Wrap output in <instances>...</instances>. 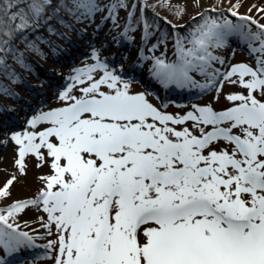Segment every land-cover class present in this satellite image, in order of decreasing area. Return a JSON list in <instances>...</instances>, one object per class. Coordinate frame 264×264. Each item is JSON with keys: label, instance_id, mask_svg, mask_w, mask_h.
<instances>
[{"label": "snow or ice", "instance_id": "1", "mask_svg": "<svg viewBox=\"0 0 264 264\" xmlns=\"http://www.w3.org/2000/svg\"><path fill=\"white\" fill-rule=\"evenodd\" d=\"M193 3L194 26L155 11L149 23V8L181 19L187 7L172 0H0V145L16 146L0 184V264H264V3L244 11V0L226 9L223 0ZM109 21V33L133 43L129 33L141 29L134 58L118 53L113 37L111 60L105 41L92 47L93 63L67 77L53 68L41 81L55 104L32 89L33 101H23L9 59L31 73L32 55L60 52L51 37L65 39L62 28L98 34ZM240 45L254 63L233 62ZM144 76L210 98L169 111L168 101L150 99V85L134 87ZM229 84L238 90L225 92ZM221 97L228 103L218 107ZM3 98L29 109L23 129ZM32 167L47 169L42 186L13 199ZM30 208L43 213L33 221L43 232L22 220ZM35 248L42 256H31Z\"/></svg>", "mask_w": 264, "mask_h": 264}, {"label": "rangeland", "instance_id": "2", "mask_svg": "<svg viewBox=\"0 0 264 264\" xmlns=\"http://www.w3.org/2000/svg\"><path fill=\"white\" fill-rule=\"evenodd\" d=\"M173 4H182L186 5L187 10L197 12L199 8L193 3V0H172ZM209 3H214L219 6L220 0H203V4L207 6ZM251 3H264V0H244L245 7L241 8V11L246 10L247 5ZM229 5V0H223V7L226 9ZM123 13L124 11L121 10L120 17H121V30L123 26ZM226 15H230L229 13H225ZM99 19V16L97 17ZM235 19V17H233ZM76 29L75 32L72 30H62L65 33V39H60L57 36H52L51 39L61 45V50L59 53L53 52L45 46L46 50L49 51V59L43 60L39 57L32 55V58L37 62V64H33V71L31 73L26 72L23 74V81L13 85V88L20 93L21 97L23 98L24 102L33 101L34 97L30 93V89L38 91V92H46L49 97H52L51 100L52 104H55L56 101L54 99L55 93L52 92L50 89L41 87V81H47L50 79L49 74L51 73L52 69L55 68L56 72L63 73L64 77H67L73 70V67H82L85 64L93 63L89 57L91 56V50L93 46L100 47L101 44L105 41L108 43V47L103 51V56L108 57L111 60V53L113 50H116L117 45L116 42L113 40V37H117L120 39L118 53H127L129 58L132 59L137 54V49L135 47L140 44L139 33L140 28H136L135 32H130V36H135V42H131L128 40H124L119 38L117 35V30H113L109 33L108 29L111 27V22L109 21L107 24L104 25L103 30L100 31L98 34L94 32L92 27H89L86 32H81L82 25L74 24ZM159 34L158 32L156 33ZM156 42V36H152L149 41V47L151 43ZM168 49L167 55L171 58L174 55V49L172 47L173 43L168 41ZM66 50V51H65ZM163 50V45L160 49L157 50L156 54H159V51ZM236 51V55L233 59L234 63L238 62H248L254 63L252 57L249 55L247 51L246 45H240L239 47L233 49ZM150 55V54H149ZM118 58V57H117ZM231 58V57H230ZM141 82H138L134 85L137 90H143V87L146 83H151L152 85L150 90L157 95L150 96V99L153 100L154 103L159 104L160 96L162 90H165L167 96V100L169 102V111H183L184 109L181 107L183 105L189 103H197V102H205L210 98V96H205L201 100H196L194 94L189 90H181L176 88L175 86H169V88H164L158 82L150 81L146 76L140 78ZM63 82V81H61ZM158 90V91H157ZM231 90H238V88H234L232 85H227L225 88V92ZM160 94V95H159ZM185 94L191 95L190 99L188 100H178ZM175 102V103H173ZM3 103L5 105H14L19 109V115L14 114V118L16 120L15 127L18 129H23L25 127V116L29 112V109L25 106L24 103L18 104L15 100L3 98ZM228 102L221 97V100L217 102V106L225 105ZM3 117L0 116V119ZM15 145L10 144L5 149L4 145H0V184L5 180V178L9 175V172L4 171L5 168L11 170L13 168V162L15 157ZM47 171L38 170L35 167L29 169L27 177H21V182L15 183L12 186V198L13 199H25L34 196L39 188L42 186L41 181L39 180V176L43 174V172ZM43 213L30 208L25 213L21 214L22 220H26L29 223V226L33 229L43 232L44 229L39 228V225L33 223V221L37 220L40 215ZM23 227V224H21ZM38 244H45L46 240H38ZM41 248H35L31 250V256L36 257L40 254L38 250ZM29 264H32L31 259L29 260ZM35 264H53L52 260L41 258L35 261Z\"/></svg>", "mask_w": 264, "mask_h": 264}, {"label": "trees", "instance_id": "3", "mask_svg": "<svg viewBox=\"0 0 264 264\" xmlns=\"http://www.w3.org/2000/svg\"><path fill=\"white\" fill-rule=\"evenodd\" d=\"M132 3V0H129V5ZM147 3L148 4H155L156 3V0H147ZM181 5V4H180ZM153 11H155L156 13H160L162 16H168V19L170 20H174V22L180 24L182 23V25H184L185 23L189 24V25H192L194 26L193 24V20L192 18L195 16V13L191 12V11H188L183 15V17L181 19H177L175 18L171 12L166 9V8H160V7H157L155 8L154 10L152 8H149L146 10V17L148 19H151V22H152V18H153ZM135 16H137V11L136 13L134 14V18ZM196 19H199L198 17ZM157 23H159L160 27L161 28H166L169 32L171 31V28L170 26L166 25L165 21L163 20H158ZM182 32H186L187 31V28L186 27H182L180 29ZM170 41H172L171 39H169ZM10 64L12 65H16L11 59H9L8 61ZM17 67H19L18 65H16ZM20 68V67H19ZM21 70H24L22 68H20ZM0 78H3L2 76H0Z\"/></svg>", "mask_w": 264, "mask_h": 264}]
</instances>
